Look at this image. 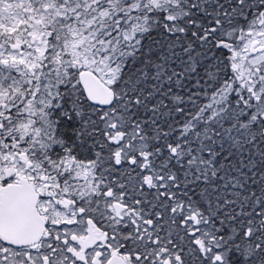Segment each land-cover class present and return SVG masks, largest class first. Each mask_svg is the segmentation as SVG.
Returning a JSON list of instances; mask_svg holds the SVG:
<instances>
[{"label":"snow or ice","instance_id":"snow-or-ice-1","mask_svg":"<svg viewBox=\"0 0 264 264\" xmlns=\"http://www.w3.org/2000/svg\"><path fill=\"white\" fill-rule=\"evenodd\" d=\"M0 264H264V0H0Z\"/></svg>","mask_w":264,"mask_h":264}]
</instances>
